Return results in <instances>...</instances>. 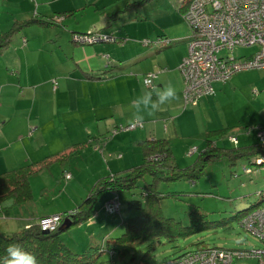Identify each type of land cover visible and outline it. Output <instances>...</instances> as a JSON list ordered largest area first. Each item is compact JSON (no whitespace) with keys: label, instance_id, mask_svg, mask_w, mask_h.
<instances>
[{"label":"crops","instance_id":"1","mask_svg":"<svg viewBox=\"0 0 264 264\" xmlns=\"http://www.w3.org/2000/svg\"><path fill=\"white\" fill-rule=\"evenodd\" d=\"M132 1L136 0H0V39L16 29L0 49V174L45 164L34 177L59 168L55 167L58 164L63 174L86 177L81 188L88 195L99 178L143 162L142 140L167 139L177 163L185 167L198 162L208 148L221 147L214 142L216 136L237 127L227 120L214 122L210 113L216 102L213 95L203 96L195 105L184 98L185 81L179 65L188 54L189 28L179 29L177 19L175 24L144 26L148 19L141 11L129 29L124 21L119 23L121 17L128 10L146 7L127 8ZM58 17L62 19L56 22ZM35 18L50 22H29ZM89 32L112 34L117 41L82 44L73 38ZM160 37L168 41L159 45L143 42ZM149 73L157 75L153 87L171 82L180 99L155 117H147L143 127L114 133L117 127L135 121L130 104L144 95L142 82ZM200 125L205 148L200 151L197 147L193 162L190 158L182 162L175 143L186 141ZM191 150L190 157H195L197 153L193 156ZM65 153L68 155L60 159ZM87 195L81 191L80 200L73 202L75 207ZM104 195L106 202L113 193ZM33 198L19 205L6 202L3 209L22 208ZM72 207L24 212L26 217L20 218L17 230L43 216L67 213Z\"/></svg>","mask_w":264,"mask_h":264},{"label":"rangeland","instance_id":"2","mask_svg":"<svg viewBox=\"0 0 264 264\" xmlns=\"http://www.w3.org/2000/svg\"><path fill=\"white\" fill-rule=\"evenodd\" d=\"M108 1L105 0V2ZM181 3L182 0H154L144 9L128 10L119 23L124 21L130 29L136 24V21H133L135 15L143 11L146 12L148 19V22H143L144 26L149 27L154 23H159L161 26L175 24L177 19L180 22L175 25L181 30L189 28L192 34L194 29L185 20L184 9L178 10ZM154 12L159 16L154 17ZM127 20L130 21L127 22ZM88 46L95 45L85 47ZM256 50V46H241L235 50V55L248 56ZM213 87L212 95L216 102L210 113L214 122L222 119L237 126L223 135L216 136L214 141L216 145L234 148L257 142L260 137L258 127L264 125V67L239 71L226 81L214 82ZM202 130L204 129L200 125V129H194L191 135L186 137V141H176L175 147L182 162H184L183 158H190V162H193L197 157L196 150L191 151L192 155L196 152L197 154H194L196 156L190 157V149L201 147L200 151L204 150L206 139ZM231 137L234 140H231ZM246 166H251L253 171L246 172ZM55 167L59 168L32 176L35 200H31L30 204H25L22 208L15 206L0 210V228L3 232L9 234L16 231L22 222L20 218L26 217L23 215L24 212L34 213L36 208L43 211L60 206L75 207L76 204L73 202L80 200L81 191L84 197L87 195L81 188L86 184L85 176L74 175L68 179L58 164ZM204 170L196 182L180 180L161 183L159 190L162 193L178 192L180 194L163 199L162 208L166 216L188 224L190 212L197 209L205 213L210 221H225L236 215L238 211L249 208L260 200V192L264 190V165L257 166L250 163L248 159L239 160L233 165L229 163L226 156H220L210 160ZM118 195L121 203L119 213L110 214L106 210L104 195L100 198L97 213L92 219L74 225L61 234L72 251L81 254L87 250H92L93 253L98 250L94 258L97 262L111 260L110 252H112V254L117 253L116 257H113L115 264H162L187 250L204 244L246 250L262 246L259 238L247 230L239 220H229L190 236L179 237L173 242L160 237L154 242L147 240L143 244L114 243L111 238H116L124 232L123 220L138 214L139 210L130 207L129 202L141 198V189L122 190L118 192ZM79 203L80 201L77 206ZM102 247L106 251L101 253ZM124 250H127L125 256H120V252ZM255 262L253 259H246L239 261L238 264H255Z\"/></svg>","mask_w":264,"mask_h":264},{"label":"trees","instance_id":"3","mask_svg":"<svg viewBox=\"0 0 264 264\" xmlns=\"http://www.w3.org/2000/svg\"><path fill=\"white\" fill-rule=\"evenodd\" d=\"M152 1L154 0L132 1L128 3L127 8L142 7ZM188 2L189 0H183L181 8L185 10ZM33 21L42 24L50 22L37 18L29 22ZM15 31L16 29H12L3 34L0 39V49L9 43L12 33ZM141 145L144 151L143 162L127 170L98 179L84 201L73 209L76 210V213L68 218L69 221L72 220L68 228L64 230L60 229L64 224L63 222L56 230L44 233L39 221L9 234L3 232L0 228V264H2V257L6 255V249L10 244L21 245L33 253L37 257L39 264H89L95 261L94 258L99 252L98 250L95 253L92 250H87L78 254L66 245L61 234L70 227L91 219L97 213V204L100 198L106 193H113L109 198L111 199L122 190L141 189V198L133 199L129 202L130 207L139 210L138 214L124 219V232L116 238H111V241L114 243L124 244H143L147 240L154 242L156 239H160V237H165L170 242H173L179 237L190 236L199 231L224 224L229 220H239L242 224V220L247 215L263 204L264 190L260 192L261 198L257 203L251 205L249 208L238 211L229 220L210 221L207 219L205 213L194 209L189 214V223L184 224L174 217L166 216L162 208L163 199L180 194L178 192L162 193L159 190V186L163 182H176L180 180L196 182V179L205 171V165L214 157L226 156L229 163L233 165L243 159H248L250 163L257 166L264 165V140L260 137L257 142L239 147L226 148L216 146L214 149L210 147L204 153V156L200 157L198 162L185 167L177 163L167 139H146L141 141ZM67 155L68 153L61 155L60 159H63ZM51 161L53 159L49 160L46 165ZM44 165L39 164L35 167L31 165L23 166L19 169L0 174V210L7 207V205H4L6 202L10 201L11 205H19L29 201L33 197L31 177ZM246 167L252 168L251 166ZM204 245L206 246V244ZM100 251L102 253L106 250L102 247ZM126 252L127 250L121 251L120 256H125ZM116 255L117 253L111 255V259L113 260V257H116Z\"/></svg>","mask_w":264,"mask_h":264},{"label":"built area","instance_id":"4","mask_svg":"<svg viewBox=\"0 0 264 264\" xmlns=\"http://www.w3.org/2000/svg\"><path fill=\"white\" fill-rule=\"evenodd\" d=\"M184 18L194 29L188 46V54L179 65L184 76V98L188 104L195 105L205 95L214 93L213 83L226 81L233 74L251 68L264 67V0H189ZM61 17L55 19L56 22ZM74 40L82 44L116 42L112 34L89 32L74 35ZM168 41L158 38L153 41L144 39L146 45H159ZM253 47L257 50L248 56H236L238 47ZM108 57V55H106ZM155 73L144 77L151 81L153 87ZM56 83V81H54ZM144 122L132 123L113 130H133L143 127ZM259 136L264 140V126L258 127ZM231 140H234L231 137ZM196 148L191 151H195ZM246 167V172H252ZM71 178V174H65ZM109 213H119L121 203L116 194L105 203ZM76 210L67 213H56L39 219L42 230H56L65 219L75 214ZM242 225L254 233L262 243L254 249L222 248L202 245L186 251L179 257L162 264H238L239 261L255 260V264H264V201L257 209L242 220ZM111 255L112 252H110ZM89 264H115L114 260H96Z\"/></svg>","mask_w":264,"mask_h":264},{"label":"clouds","instance_id":"5","mask_svg":"<svg viewBox=\"0 0 264 264\" xmlns=\"http://www.w3.org/2000/svg\"><path fill=\"white\" fill-rule=\"evenodd\" d=\"M151 81L143 80L142 89L144 95L136 97L131 101L133 119L143 122L147 117H155L165 106L180 99L178 89L171 83L163 87H150ZM153 95L156 99L153 100ZM2 264H39L37 257L18 244H10L6 249V255L2 257Z\"/></svg>","mask_w":264,"mask_h":264},{"label":"water","instance_id":"6","mask_svg":"<svg viewBox=\"0 0 264 264\" xmlns=\"http://www.w3.org/2000/svg\"><path fill=\"white\" fill-rule=\"evenodd\" d=\"M72 220L69 221V219H65L64 224L60 227L61 230H64L66 228H68L71 225ZM44 233H48L49 231L43 230Z\"/></svg>","mask_w":264,"mask_h":264},{"label":"bare ground","instance_id":"7","mask_svg":"<svg viewBox=\"0 0 264 264\" xmlns=\"http://www.w3.org/2000/svg\"><path fill=\"white\" fill-rule=\"evenodd\" d=\"M185 12V11H184Z\"/></svg>","mask_w":264,"mask_h":264}]
</instances>
